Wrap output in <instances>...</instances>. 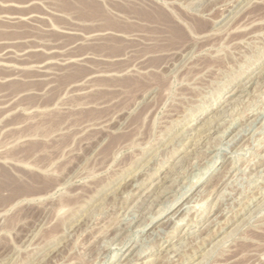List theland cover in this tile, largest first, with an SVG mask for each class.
Returning <instances> with one entry per match:
<instances>
[{
  "label": "rangeland",
  "instance_id": "1",
  "mask_svg": "<svg viewBox=\"0 0 264 264\" xmlns=\"http://www.w3.org/2000/svg\"><path fill=\"white\" fill-rule=\"evenodd\" d=\"M79 1L0 0V264H264V0Z\"/></svg>",
  "mask_w": 264,
  "mask_h": 264
},
{
  "label": "bare ground",
  "instance_id": "2",
  "mask_svg": "<svg viewBox=\"0 0 264 264\" xmlns=\"http://www.w3.org/2000/svg\"><path fill=\"white\" fill-rule=\"evenodd\" d=\"M79 5L81 6V10L86 11V13H88V14H91L90 16H92L94 14V15H96L97 18L99 16L101 19H103L106 25L110 23L109 19L102 17V16H106V14H105L104 9H101V7L100 8L96 7L97 5L94 6L90 3H86V1H83V0L79 1ZM64 6L67 9L71 7V5L68 3H66ZM140 6H141V8H139V9L133 8L134 10H132V12L135 15H137V17L144 18V19L148 20V22H150V23L161 25V27H162L161 29L166 31L169 34V36L171 37L169 44L176 43V42L181 41L183 39V31L174 24V22L171 20V18L168 15L164 14L163 12H161L160 10H158L156 8L146 9V8H142L144 5H140ZM113 26L119 27V24L116 23L115 25L113 24ZM122 28H124V27H122ZM126 83H131V84H126ZM124 84L132 86V87H130L131 89L137 88V87H142V84L139 83L138 81H125ZM30 180H31L32 184H35L36 180L34 178H32ZM14 184H15V179L12 176H10V174H8L5 171H0V190L3 188H6L9 185H14ZM23 191L24 190L20 189L17 192V194L22 193Z\"/></svg>",
  "mask_w": 264,
  "mask_h": 264
}]
</instances>
